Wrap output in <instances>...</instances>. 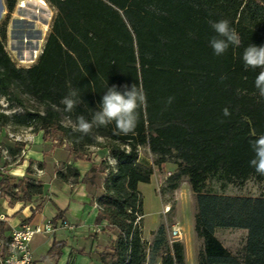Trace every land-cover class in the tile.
<instances>
[{
    "label": "trees",
    "instance_id": "1",
    "mask_svg": "<svg viewBox=\"0 0 264 264\" xmlns=\"http://www.w3.org/2000/svg\"><path fill=\"white\" fill-rule=\"evenodd\" d=\"M5 1L11 12L15 0ZM46 1L56 13L32 65L17 66L0 36V98L23 108L21 113L0 111V126L31 127L44 137L57 133L69 141L76 158L89 146L107 148L95 223L105 220L116 233L111 250L99 255L103 264L146 263L138 184L149 182L153 169L138 160L139 146L156 156L158 166L174 158L176 176H187L195 199L194 230L203 242L198 264H264V196L205 189L210 176L223 184L264 176L249 163L255 156L250 142L264 135V99L254 84L261 69H246L242 60L250 44L264 46V0ZM221 19L237 31L241 44L217 56L209 43L216 35L209 21ZM133 84L147 97L146 106L137 110L134 132L118 134L115 122L94 126L88 135L73 131L77 117L91 121L107 87L123 92ZM72 89L78 92V104L67 112L61 100ZM22 95L40 107L27 108ZM225 108L230 116L223 115ZM63 117L71 123H62ZM64 168L65 173L57 171L60 178L78 177L76 169ZM96 171L92 163L82 180L92 182ZM14 187L40 190L30 183ZM222 227L247 231L240 252H230L216 237L215 230ZM6 228L0 221V233ZM160 243L165 247L159 264H185L180 240H154L156 246ZM61 245L53 242L44 258ZM154 263L151 256L147 264Z\"/></svg>",
    "mask_w": 264,
    "mask_h": 264
},
{
    "label": "rangeland",
    "instance_id": "2",
    "mask_svg": "<svg viewBox=\"0 0 264 264\" xmlns=\"http://www.w3.org/2000/svg\"><path fill=\"white\" fill-rule=\"evenodd\" d=\"M43 2L44 4L38 3L37 0H15L14 8L9 12L6 1L0 0V36H2L5 48L17 66L27 67L36 61L49 32L56 10L46 0H43ZM5 19L6 22H4ZM3 23H5V30L2 33ZM22 97L27 108L40 107L31 97L25 95H22ZM0 111L21 113L23 108L18 106L15 100L12 99L7 102L2 97L0 98ZM62 123L69 124L71 122L68 118L63 117ZM32 132H34L33 129ZM0 133L3 135V131ZM46 138L50 141L54 138L58 143L52 142L53 145L62 142L71 150L69 141L60 139L57 133L51 132ZM100 141L104 143L105 140L100 138ZM106 149V147L89 146L85 148L82 154L83 158L90 159L92 158V152L95 153L98 160L95 173L97 181L104 177L107 172L105 169L103 171L104 175H102L99 171L104 166L101 163L107 153ZM0 156L2 158L1 154ZM137 157L138 160L147 162L153 169L150 181L138 184V190L142 196L143 213L140 219V227L146 257L145 264L151 259V256H154V264H159L165 244L160 243L159 246H156L154 240L163 237V240L170 244L174 240L172 238L174 228H178L181 232L180 241L183 244L185 264H198V253L203 242L194 230L195 199L187 181V176L184 174L176 176L178 167L174 158H169L159 166L156 165L154 163L156 156L146 146L137 147ZM7 164H9L8 160L3 159L0 162V166ZM4 171L5 174L6 169ZM33 171L31 170V172ZM36 172L38 171L36 170ZM205 189L230 195L264 196V176L262 178L252 176L242 184H239L236 180L223 184V181L218 179L217 176H210L205 182ZM2 203L3 201L0 200V211L4 210ZM159 229H161L160 233ZM94 230L92 229L91 232H87L86 235H81V237H68V243L65 241L63 245L55 246L51 255L44 258L43 261L55 257L56 264H96L95 255H93L94 248L91 247L92 243L95 242L93 236H91ZM114 233H116L115 230ZM215 235L230 252L236 254L243 248L247 231L245 229L222 227L215 230ZM38 237V234L34 237L33 245L38 243ZM52 244L46 247L40 246L39 243L33 257H36L38 261H42V258L51 249ZM65 246L66 248H64ZM45 264H55V261L51 260Z\"/></svg>",
    "mask_w": 264,
    "mask_h": 264
},
{
    "label": "crops",
    "instance_id": "3",
    "mask_svg": "<svg viewBox=\"0 0 264 264\" xmlns=\"http://www.w3.org/2000/svg\"><path fill=\"white\" fill-rule=\"evenodd\" d=\"M1 131L3 135L0 133V143L8 147L22 148L23 145L10 142L6 138L4 128ZM52 142L58 143L54 138L50 141L44 137L42 130H36L33 141L25 145L23 155L19 157L20 150L15 153L10 152L12 161L5 165L6 173L2 175L6 189L15 188L16 183H21L22 186L30 183L32 186L39 185L40 190L36 188L35 191L28 192L20 191L19 187H16V191L0 199L4 207V210L0 211V221L7 227L0 236L9 235L12 229L23 223L40 224L48 218H65L70 222V227L57 226L52 233H39V241L34 245L32 241L37 234L30 240L32 254L39 247V243L40 246L48 247L55 241L67 242L68 237H81L95 228L91 235L95 242L91 247L94 248L95 263L103 264L99 255L101 252L110 251L115 239L114 230L105 220L95 223L98 213L96 199L103 193V177L99 181L96 177L92 182L82 180L92 163L98 164L97 157L92 152L90 159L76 158L64 143L53 145ZM1 161L3 159L0 156ZM65 165L76 169L78 177L74 178L67 174L66 179L60 178L57 171L61 169L65 173ZM100 173L104 175V172ZM33 259V264H45L51 260L57 263L55 257L45 261H43L44 257L42 261H38L36 257Z\"/></svg>",
    "mask_w": 264,
    "mask_h": 264
},
{
    "label": "clouds",
    "instance_id": "4",
    "mask_svg": "<svg viewBox=\"0 0 264 264\" xmlns=\"http://www.w3.org/2000/svg\"><path fill=\"white\" fill-rule=\"evenodd\" d=\"M211 28L216 33L209 43L213 52L217 56L226 53L230 46L239 47L241 38L237 31L230 27L229 21L221 19L219 21H209ZM242 60L246 69H261L254 81L255 88L258 90L259 96L264 99V46H256L250 44L245 48ZM226 79L222 76L221 80ZM78 92L75 89L70 90L61 103L65 105V111L71 112L78 104ZM170 97L168 103L170 104ZM147 97L142 87L133 84L130 88L124 86V91H118L115 85L107 87L102 96V100L98 106V110L94 111L91 121L85 119L84 116L77 117L72 124L75 132L88 135L93 127H107L110 123L115 122L118 134L128 135L134 132L138 121V109L146 106ZM224 116H230L228 108L222 110ZM250 146L255 153L253 159L250 160V166L255 171L264 175V135H260L250 142ZM8 264H15L14 260H9Z\"/></svg>",
    "mask_w": 264,
    "mask_h": 264
},
{
    "label": "built area",
    "instance_id": "5",
    "mask_svg": "<svg viewBox=\"0 0 264 264\" xmlns=\"http://www.w3.org/2000/svg\"><path fill=\"white\" fill-rule=\"evenodd\" d=\"M4 131L7 139L10 142L23 145L20 149V155L25 153V145L31 143L34 138V132L31 127H21L13 129L10 125H4ZM1 127V128H2ZM0 128V130H1ZM0 154L4 160L10 163L12 156L7 145L0 143ZM110 165L115 163L114 159L110 156L106 157ZM5 166H0V199L9 196L17 188L6 189L2 182V175L4 174ZM70 227V223L65 218L59 219H45L40 224L23 223L17 228L10 231L7 236H0V264H8L9 260H14L15 264H33V254L30 248V240L39 233L46 234L52 233L56 227ZM172 238L174 240L181 239V232L178 228L172 230Z\"/></svg>",
    "mask_w": 264,
    "mask_h": 264
},
{
    "label": "bare ground",
    "instance_id": "6",
    "mask_svg": "<svg viewBox=\"0 0 264 264\" xmlns=\"http://www.w3.org/2000/svg\"><path fill=\"white\" fill-rule=\"evenodd\" d=\"M37 1H38V3L44 4L43 0H37Z\"/></svg>",
    "mask_w": 264,
    "mask_h": 264
}]
</instances>
